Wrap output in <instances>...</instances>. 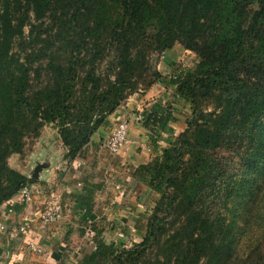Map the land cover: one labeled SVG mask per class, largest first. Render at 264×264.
Instances as JSON below:
<instances>
[{"label":"trees","instance_id":"trees-1","mask_svg":"<svg viewBox=\"0 0 264 264\" xmlns=\"http://www.w3.org/2000/svg\"><path fill=\"white\" fill-rule=\"evenodd\" d=\"M29 35H34L29 43L42 46L22 57ZM176 43L196 53L199 62L191 72L174 74L171 83L192 99L198 88L218 89L222 96L220 110L210 113L214 127L189 119L174 138L198 154L199 169L192 165L174 181L176 194L165 208L172 218L160 219L164 223L158 226L157 215L150 216L142 243H106L104 229L95 226L94 243L79 264H126L124 253L137 254L128 258L130 264H261L251 257L236 262L232 254L223 209L237 182L222 177L226 171L210 152L231 150L248 169L264 162V0H0V207L36 182L8 164L23 151L26 135L38 136L45 123L59 121L61 140L74 159L127 95L134 93L137 100L139 83L151 87L160 76H145L148 53ZM42 70L48 80L34 84L33 73L40 80ZM176 119L174 110L158 106L142 123L161 135ZM174 141L162 160L141 166L152 170L150 185L156 178L163 182L165 172L181 170L182 159H176L183 152ZM99 187L84 188L85 198L91 200ZM169 223L175 233L153 256L139 249L159 243ZM127 245L135 248L127 252Z\"/></svg>","mask_w":264,"mask_h":264},{"label":"rangeland","instance_id":"rangeland-1","mask_svg":"<svg viewBox=\"0 0 264 264\" xmlns=\"http://www.w3.org/2000/svg\"><path fill=\"white\" fill-rule=\"evenodd\" d=\"M28 33L29 29L26 30V35H28ZM26 37L28 43L25 53L22 52V57L28 54L30 55L42 46V43H29L30 40L34 39V35ZM50 40H52V38H49L47 43H49ZM41 62L42 61L36 62L33 67L38 66ZM198 62L199 58L196 53L186 49L181 43H176L171 49L161 53L155 50L148 53L146 67L148 65L149 71L147 70L144 72L145 76L148 73L150 74L149 77H147L148 80L156 78L154 75H151V72H159L160 76L154 81L151 87H145L144 83H139V94H137V100L134 93L127 95V97L122 100L116 111L122 110L124 113H119L122 119H126L130 123L134 118L136 123L141 121L143 122L145 115L150 113L151 109L157 108L158 106H165L174 110L179 121L176 123V127L173 129L169 128V130L165 131V134L161 135H157L154 131H148L147 133L148 129L144 127L143 123H141L139 125L140 128L143 127V133L138 131H135L132 134L130 133L128 145L125 146L119 154L113 155L107 149L101 148L98 154L91 155V160L95 158L99 163L100 160L98 159V156L101 155L104 163L107 161L111 162L116 166V169L121 168V170L118 171L119 173L115 171L116 169L111 171L118 183V187L115 186L116 193L108 188L111 183L108 184L107 181L104 180L106 177H109L110 171L108 172L107 168L102 166V168H100L96 173L97 175L93 178L92 184H99L100 187L95 190L93 198L91 199V202H93V212L89 214V218L85 217L83 208H80L82 203H79L78 198H75L84 190L83 180L81 181L83 184L81 188L75 189L76 191H74V189L65 191L66 195H64V197L68 199L69 208L71 209L72 206H77L79 208L77 210L79 212L78 216L81 217L82 222L85 225V228L82 229L84 232H86L88 227L93 228L96 231L94 227L97 226L104 229L102 238L105 242L114 243L115 246H120L122 242L128 245H131V243L134 242V244L137 245L142 243L147 234H149L148 223L150 221V216L154 217L155 214L157 215L158 226H163L164 221H169L172 218L166 217L165 208L167 206V202L171 201L172 197L176 194L174 192V185L177 183H174V181L178 182L181 180L184 169L188 172L187 168H191L192 165L194 166L195 171L199 169V162L197 160L198 154H191L190 147L186 145L180 147L179 140H175L174 138L187 128V121L189 119H192L199 125L208 124L209 126L214 127L215 124L213 117H215V115L210 116V113L220 110L217 106L219 105L220 99H222V96H220L221 91L218 89L207 90L205 88L196 89L197 95L192 99L191 97H187L186 94L179 92L177 85L171 83L170 78L176 76L174 74H178L181 71L184 72V74L186 72H191L196 68ZM106 67V65H103L102 69L104 70ZM42 74V78L38 80L34 78L33 73L32 76L34 84H38L40 81L46 83L48 80V74L43 72V70ZM137 117H140V119ZM203 128L205 127L203 126ZM262 131L263 134L261 144L264 145V126ZM150 132L153 135H151ZM255 134L256 133L252 135V138H254ZM172 141H174L173 144H177V146L180 147V152H183L182 157H178L176 159H182L180 163L181 170L174 174L165 172L166 180L162 179L164 180L162 182L160 178H156L153 183L154 185H150V179L152 178L151 176H153L151 173L152 170L148 172L147 170L142 169L141 166L154 164L158 157L162 160L164 148L170 146V142ZM157 145L160 149L154 151V147ZM53 151L57 154L58 160L62 159V155L68 160L70 159L67 155L68 147L63 144L60 137L59 121L45 123L40 129L38 136L33 134L26 135L23 151L21 153H14L11 155L8 159V164L10 167L20 172L24 171L27 176L32 177L36 161L46 162L47 157L45 153ZM84 151L85 149L83 148L78 154L81 153L82 156ZM122 152H125L127 156H131V158H135V161L137 159V161L135 163L131 161V163H128V161H126V163L122 165L120 163V154ZM210 154L212 158L219 163L220 169L222 171H226V173H222V177L236 178L237 182L234 192L230 194L227 200V206L223 209V213L226 218V228H228L227 236L232 245V254L237 257L236 262H239L240 260L242 262L251 257L249 261L252 262L261 260L260 263L264 264V162L256 165L252 169H248L235 152L226 148H218L216 151H211ZM144 160L146 162H143ZM57 162V159H55V163ZM117 162L119 164H117ZM128 176H132L134 178V180L131 179L134 191L136 188H139V190H142L145 195L142 200L144 208L140 211V217L137 218V221L129 224L126 222L122 224L121 222L115 223L113 220L108 219L105 211H102L103 213L101 217L99 219H95L98 223H92V216L95 217V214H97L96 210H99V206L97 204L103 201L110 202L113 195H120L123 191L121 183L123 184L128 182L126 181ZM96 177L97 182H94ZM174 177L177 179L172 180ZM61 179L62 177L60 175V171H58L54 177V183H52L55 184L53 187L55 191L61 187L59 185V181H61ZM158 185H161V190L154 187ZM123 192H125V190ZM60 198H63L62 192ZM114 199H116V197H114ZM64 202L65 201L62 199V203ZM115 202L117 203L118 201ZM95 205L97 206L95 207ZM162 218L167 219L160 222V219ZM176 227H178V225ZM165 228H168V230L161 235L159 243L156 242L150 246V244H152V241H150L148 245L141 246L139 249H143L145 247L148 252L152 253L153 256V254L157 252L158 246L161 244L165 245V241H167L169 236L175 233L173 230L175 227L170 223L167 224ZM163 231L164 229L158 232L162 233ZM86 241L88 244H91L89 243V240L86 239ZM128 245V248H126L127 252L135 248V246L131 247ZM136 256L137 254H134L130 257L128 253H124V262L126 264H130L128 258L133 260ZM143 262L144 261L139 262V264H143Z\"/></svg>","mask_w":264,"mask_h":264},{"label":"crops","instance_id":"crops-1","mask_svg":"<svg viewBox=\"0 0 264 264\" xmlns=\"http://www.w3.org/2000/svg\"><path fill=\"white\" fill-rule=\"evenodd\" d=\"M119 113L124 112L118 110L110 115L108 124L102 126L91 137L90 142L84 147L85 151L82 156L80 153L74 159H69V161L62 155V159L58 160L57 154L53 151L45 153L47 157L46 162L36 161L35 168L38 164L41 165V168L38 172V177L35 178L33 172L32 178L36 180L34 184L42 186L43 191L36 194L29 203H16L15 210L12 213H6L5 203L0 207V223H5L10 232L13 228H17L22 224H26L28 228L27 233L18 232L16 236H11L10 233L0 229V264H79L78 261L81 259L84 249L91 246L86 241V239L89 240L86 238V232L82 230L85 228V225L81 217L78 216L79 212L77 210L79 208L77 206H72L71 209L69 207L68 209L66 208L67 210L65 211L64 217L60 221L49 225H44L42 223L39 212L43 207L45 198L52 193L60 197L62 192V199L65 201L64 204H66L68 203V199L64 197V195H66L65 191L73 189L76 191L75 189H78L77 183L82 180L84 188L87 186L90 187L93 183V178H95L97 175L96 173L102 166L107 168L108 172L110 171L109 177H106L104 180H106L108 184L111 183L108 188L116 193L118 183L117 180H115L114 174L111 173V171L116 169V166L108 161L104 163L101 155L98 156L100 160L99 163L95 158L91 160V155L98 154L101 148H105L103 146L104 138L108 135L114 122L120 120L121 116ZM174 114L177 119L169 124L170 129L176 127L175 125L179 121L175 112ZM141 123L142 121L135 123L133 118L129 123L130 133L132 134L135 131L143 133V127L140 128L139 125ZM120 155V163L122 165L125 164L126 161H128V163H135L137 161V159L135 161V158L127 156L125 152H122ZM55 159H57V163H55ZM143 162L146 161L144 160ZM117 164L119 163L117 162ZM119 170H121V168L115 171L119 173ZM58 171H60L62 177L61 181H59L61 187L55 191L53 188L55 184L52 183H54V177ZM21 173L25 174L24 171H21ZM131 179L134 180L132 176H128L126 181L129 183H121L122 190H125V192L122 191L120 195H113L110 202L103 201L97 204L99 210H96L97 214L94 213L95 217L92 216V223H98L95 219L101 217L102 211H105L108 219L113 220L115 223L121 222L122 224L126 222L129 224L137 221V218L140 217V211L144 208L142 200L145 195L139 188H136L134 191ZM94 182H97V177ZM85 195L86 192L83 190V192L79 193L75 198H78L79 203H82L80 208H83L84 213L89 211L90 214L93 212V202L85 198ZM114 197H116V199H114ZM82 199H84V201ZM115 201L118 202L116 203ZM97 205H95V207ZM89 217L90 215L86 218ZM32 245L37 246L40 251L33 249Z\"/></svg>","mask_w":264,"mask_h":264},{"label":"built area","instance_id":"built-area-1","mask_svg":"<svg viewBox=\"0 0 264 264\" xmlns=\"http://www.w3.org/2000/svg\"><path fill=\"white\" fill-rule=\"evenodd\" d=\"M140 119V117H137ZM129 121L126 119H120L112 125L108 135L104 138L103 146L111 154L116 155L121 152V150L129 143ZM83 186L82 182L77 183V188ZM43 191L42 186L37 184H26L21 190L10 200L5 202L6 213L14 212L16 203H29L36 194ZM67 204V205H66ZM62 203L61 198L55 193L50 194L45 198L42 209H40L39 217L44 225H49L60 221L64 215L65 211L68 209V203ZM67 208V209H66ZM0 229L10 233L11 236H16V233H27L28 228L26 224H22L17 228H13L12 231L8 229L5 223H0ZM89 236V237H87ZM96 236V231L93 228L88 227L86 230V237L89 239V243H94V238ZM33 249L40 251V249L32 245Z\"/></svg>","mask_w":264,"mask_h":264},{"label":"water","instance_id":"water-1","mask_svg":"<svg viewBox=\"0 0 264 264\" xmlns=\"http://www.w3.org/2000/svg\"><path fill=\"white\" fill-rule=\"evenodd\" d=\"M40 168H41V165L38 164V165L36 166V168H35V171H34V177H35V178L38 177V172H39Z\"/></svg>","mask_w":264,"mask_h":264}]
</instances>
